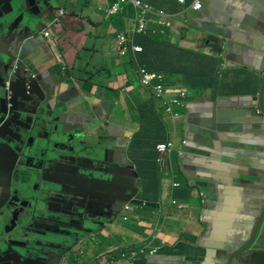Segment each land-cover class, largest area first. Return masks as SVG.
<instances>
[{"label": "crops", "instance_id": "1", "mask_svg": "<svg viewBox=\"0 0 264 264\" xmlns=\"http://www.w3.org/2000/svg\"><path fill=\"white\" fill-rule=\"evenodd\" d=\"M115 1H48L50 12L57 5L62 14L50 16L45 29L39 13L25 10L11 46L0 28V123L17 56L39 72L33 97L23 82L28 68L12 77L13 117L0 133V208H22L34 221L18 244L3 248L10 231L0 235V264H12L16 253L45 264H264V250L255 246L264 236V0H197L200 10L192 8L196 0H136L166 16L163 41L178 49L167 51L175 58L202 54L199 64L210 71L189 83L202 89L183 86L193 95L176 119L114 51L116 33L135 25L131 5L108 14ZM12 9L0 10L6 33L21 14L14 2ZM48 115L57 117L53 131ZM167 138L175 148L159 162L155 145ZM154 162L158 169L148 170ZM113 167L122 177L137 174V188L123 181L79 186L86 171ZM64 225L86 233L75 235L82 254L74 260L61 254L68 245L60 232L71 237ZM142 246L155 252L111 260Z\"/></svg>", "mask_w": 264, "mask_h": 264}, {"label": "built area", "instance_id": "2", "mask_svg": "<svg viewBox=\"0 0 264 264\" xmlns=\"http://www.w3.org/2000/svg\"><path fill=\"white\" fill-rule=\"evenodd\" d=\"M183 2V0H179ZM131 5L134 9V28L122 30L116 33L114 38V45L118 55L126 60L130 64L133 62V72L138 77L141 85L148 87L152 90L155 98L159 99L165 107L166 114L168 116H177L174 108H182L185 105V101L188 98V93L184 89H174L172 93L163 84L164 77L162 74L151 72L146 69L145 66L140 65L137 60L138 54L143 51V47L136 44L135 38L137 35L154 36L158 32L160 35H168L167 28L169 23L166 20V16L163 14H156L148 6L141 5L136 0H116L109 5L107 9L108 14H119L125 6ZM192 8L194 10H200V4L196 0L193 3ZM154 18V20H152ZM166 29V30H165ZM166 32V33H165ZM51 33L48 30L44 31V37L49 38ZM7 88H10V81H7ZM172 94V96H169ZM174 149V142L172 140H166L165 142L158 143L156 150L159 153L157 161H161L164 156H168ZM173 186L177 187L178 184L174 183ZM175 204V202H172ZM132 206H125L124 210L130 211ZM182 208V205H178ZM123 221H128V218L123 215ZM155 251L150 250L147 246L139 248H129L126 252H115L111 254V260L117 259H134L139 255L153 254ZM116 255V256H115Z\"/></svg>", "mask_w": 264, "mask_h": 264}, {"label": "water", "instance_id": "3", "mask_svg": "<svg viewBox=\"0 0 264 264\" xmlns=\"http://www.w3.org/2000/svg\"><path fill=\"white\" fill-rule=\"evenodd\" d=\"M18 1L21 2V4L18 6V10H21V14L19 15L18 19L14 23L11 24L7 33L4 32V29H5L4 25L0 26V28H2V35L4 36L5 41L10 43V46L13 44V42L15 40L12 33L18 34L22 30V27H20L19 25L24 21L25 17H24L23 12L25 10H29L30 12H33V13H34V11L36 13H39L40 15H38V16L40 17V22L43 25L44 29L47 27L46 22L49 20H52V18L50 16H55L56 13H58V15H60L59 14V11H60L59 6H57V5L54 6L52 12H50L48 9V7H49L48 1L53 2L55 0H4V1L0 0V10L2 12H5L6 15L10 14L13 10H15V9H12V3L14 2V5H15V2H18ZM9 9H11V11H9ZM54 21H58V18H55L53 20V22ZM49 27H50V25H49ZM44 29H43V31H44ZM0 41H2L1 38H0ZM19 53L20 52H16V55ZM17 62H18V64L16 66H13V70H10V75H12L14 72H20V70H22V69L27 70L28 67L26 65V62L21 58V56H17ZM20 62H23L25 65L22 66L20 64ZM5 89H6L7 95L11 94V96L7 97L5 100L6 112H5L4 116L2 117L3 120L10 119L11 114L14 111V103H13L14 93H13V90L11 89V87L9 89L7 88V82L5 85ZM263 91H264V77H263L262 87H261V91H260V97L261 98L263 97ZM262 112H263L262 114H264L263 108H262ZM81 176H82V174H81ZM85 176H86V178L79 184V186L81 188L87 190V191L91 190V185L93 182H96V184L99 188L101 186H103V185H100L101 183L114 185L120 181H123L126 185L133 186L135 189L138 186V181H137L138 175L137 174L135 177H129V176H125V175H123L124 177H122L121 172L117 168H114V167L110 168L107 173L95 172L93 174L92 172L88 173V171H86ZM131 199H132V197L128 196L126 198L125 203H127ZM132 204H143V202L139 201V200H134V201H132ZM125 205L126 204H124L121 207L124 208ZM77 211H79V210H77ZM11 212H12V209H11ZM79 212L82 215V217L85 218L86 214H84L81 211H79ZM24 215H25V211L22 208H17L12 213V217H13L12 218L13 219L12 224L14 226H16V228L21 229V230H24V228H26L27 225H30L29 222H27V218ZM121 216H122V214H121ZM262 217H263V214L259 218L254 230L252 231L250 240L240 251H244L248 247V245L252 242V239L255 236L256 229L259 226ZM48 219H50V218H48ZM3 226H4V223L0 222V235L8 234V231H10V230H7V231L4 230ZM206 226H207V224H206ZM61 229L66 230V231H71V232L75 231V235H77V232L81 233L82 235H86V233L83 231L82 228H71L67 225H64L63 228H61ZM5 239H6V242H3V248L6 244H8V245L17 244V242L14 239L12 234H9ZM1 241H4V240H0V242ZM77 243H78V241L75 242V245H77ZM61 254H62V257H64L66 254H70V250H65V251L61 252ZM51 255H54V254H52V253L47 254L46 257L48 258ZM12 264H45V263H44V261L39 260L35 256L25 254V253H22V254L16 253L12 256ZM57 264H60V263H57Z\"/></svg>", "mask_w": 264, "mask_h": 264}, {"label": "trees", "instance_id": "4", "mask_svg": "<svg viewBox=\"0 0 264 264\" xmlns=\"http://www.w3.org/2000/svg\"><path fill=\"white\" fill-rule=\"evenodd\" d=\"M129 10H132L131 7H129ZM165 38L168 37L158 35H137V37L135 38V42L136 44H139L143 47V51L138 54L139 61L143 63L142 65L146 66L148 69L165 74V76L167 77V81L171 85H188L193 89H202L195 88V86L189 84L190 82H195L196 76H202V79L205 80L210 74L209 70L204 69L199 64L197 56H200L202 54L187 52V55L181 54L175 58L172 52L167 51V48L173 51H176L178 49H172L168 42L163 41V39ZM140 39H142L143 41H139ZM162 51L166 52H163L161 54ZM207 62L209 65L211 64L208 58ZM154 158H156V154L155 157L151 158L152 161L155 160ZM147 169L152 170L158 168L156 163L154 162L151 168ZM127 250H121L119 252H126Z\"/></svg>", "mask_w": 264, "mask_h": 264}, {"label": "flooded vegetation", "instance_id": "5", "mask_svg": "<svg viewBox=\"0 0 264 264\" xmlns=\"http://www.w3.org/2000/svg\"><path fill=\"white\" fill-rule=\"evenodd\" d=\"M59 14L61 15L62 12H59ZM42 25V24H41ZM43 26V25H42ZM25 62H26V65L29 69L30 72H24V77H23V82H24V86H25V89H26V92H27V95L30 96V97H33V93H34V82H36L38 80V76H39V72H35L37 71V69L35 68V66L33 65L34 62H32L31 60H29L28 58L26 59H23ZM14 65L13 66H16L18 64L17 62V58L16 60L14 61L13 63ZM20 64L23 66L25 65L23 62H20ZM13 66L11 67L10 70H13ZM15 74V75H14ZM20 74V72H14L11 77H10V87L12 89V77L13 76H18ZM9 96V94H8ZM13 117V115L11 116V118ZM11 118L9 120H5V121H2L0 123V133L4 130V128L7 126V124L9 123V121L11 120ZM48 126L50 128L51 131L54 130V128H56L58 126V121H57V117H50L48 115ZM12 164H13V161H11ZM1 171L2 173H7V169L5 168H1ZM2 184L5 183L6 179H2L0 180ZM2 192H4V190H2ZM11 209H12V212H11ZM17 209V208H16ZM16 209H13L12 206L10 204L8 205H4L3 207L0 208V222L1 223H4V230H10V234L13 235L14 239L16 240L17 244L19 243L18 242V238L19 237H22L24 238L25 237V234L27 232L30 231V229L33 227L34 225V221L32 219V214H27V215H24L26 218H27V222H29L30 225H27L26 228H24V230H21V229H18L16 228V226H14L12 223H13V217H12V213L14 210ZM59 237H63L64 240H63V244L64 245H68L66 247L67 250H70V254H66L71 260H74L75 257H77V254L78 252H76V249L78 248H75V231H72L71 232V237H65L62 232H60ZM57 238V239H58Z\"/></svg>", "mask_w": 264, "mask_h": 264}, {"label": "clouds", "instance_id": "6", "mask_svg": "<svg viewBox=\"0 0 264 264\" xmlns=\"http://www.w3.org/2000/svg\"><path fill=\"white\" fill-rule=\"evenodd\" d=\"M117 15V14H116ZM126 60V59H125ZM127 61V60H126ZM144 66V65H143ZM146 67V66H145ZM146 69H148L147 67H146ZM149 71H151V72H155V73H159V74H162L163 75V77H164V80H163V84H164V86L166 87V89H168L169 90V93H172L173 92V90L174 89H184V90H186L187 91V93H188V98L186 99V101H185V105H184V107H182V108H174V111L178 114L177 116H168L167 114H166V111H165V107H164V105L162 104V102L159 100V99H157V98H155V96H154V94H153V92H152V90L150 89V88H148V87H145V86H143V85H141V83H140V81H139V79H138V77H137V79H138V81H139V83H140V85L143 87V88H145V89H147L148 91H149V93L151 94V96L159 103V105H160V107L164 110V115H166V116H168L169 118H172V119H176L178 116H180L181 115V112L186 108V106H187V104H188V99H189V97H190V94L191 95H193L192 93H191V91H189L188 89H186V88H184L183 86H181V85H171V84H169V82L167 81V77L165 76V74H163V73H160V72H156V71H153V70H150V69H148ZM129 71V73H133L134 74V72L133 71H131V70H128ZM169 96H172V94H169ZM190 107V106H189ZM166 140H172V139H170V138H167ZM166 140H163V141H161V142H165ZM173 141V140H172ZM161 142H159V143H161ZM174 142V141H173ZM158 144V143H157ZM182 146H185L186 144H187V141L186 140H182ZM157 146V145H156ZM156 146H155V150H156ZM174 148H175V144H174ZM157 151V150H156ZM173 151H174V149H173ZM172 151V152H173ZM171 152V153H172ZM158 153V152H157ZM170 153V154H171ZM169 154V155H170ZM158 155H159V153H158ZM168 155V156H169ZM160 156V155H159ZM159 158V157H158ZM158 160V159H157ZM125 207V206H124ZM123 210H124V208H123ZM125 211V210H124ZM124 214H122V216H123ZM121 216V217H122ZM124 222H127V221H124ZM79 251V252H78ZM76 252H78V255H81L82 254V252H81V250H80V248L78 247V249L76 250ZM107 261H110L109 259H107L106 258V260H105V262H107Z\"/></svg>", "mask_w": 264, "mask_h": 264}, {"label": "rangeland", "instance_id": "7", "mask_svg": "<svg viewBox=\"0 0 264 264\" xmlns=\"http://www.w3.org/2000/svg\"><path fill=\"white\" fill-rule=\"evenodd\" d=\"M23 3V2H22ZM21 4V2L20 1H18V2H15V6L18 8V6ZM19 11H21V10H19ZM17 14V13H16ZM13 17H14V15L13 16H11V17H6V21H10L11 19H13ZM166 33V32H165ZM156 35H158V36H168V35H160V33L158 32ZM114 51L117 53V51H116V48H115V45H114ZM118 54V53H117ZM122 79H125V76H122ZM257 239H259V238H257ZM260 242L261 243H258V244H255V246H256V248H258V249H263L264 250V236H261L260 237Z\"/></svg>", "mask_w": 264, "mask_h": 264}]
</instances>
